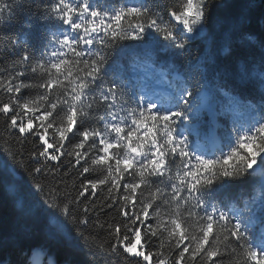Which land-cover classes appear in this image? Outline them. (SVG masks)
<instances>
[{
  "label": "snow or ice",
  "instance_id": "obj_1",
  "mask_svg": "<svg viewBox=\"0 0 264 264\" xmlns=\"http://www.w3.org/2000/svg\"><path fill=\"white\" fill-rule=\"evenodd\" d=\"M20 14L0 0V27ZM36 23L47 26L44 50L18 54L13 43L18 58L0 74L5 131L36 142L28 161L0 154V186L20 218L42 221L48 240L69 247L91 229L105 233L106 243L80 245L89 264L97 253L112 264H264V0L160 10L152 0H36L25 45ZM238 42L260 58L222 63ZM28 69L41 82L25 83ZM253 84L259 98L246 94ZM70 176L79 180L71 190ZM245 182L246 196L229 193ZM105 209L119 219L102 220ZM29 235L14 231L0 247Z\"/></svg>",
  "mask_w": 264,
  "mask_h": 264
},
{
  "label": "trees",
  "instance_id": "obj_2",
  "mask_svg": "<svg viewBox=\"0 0 264 264\" xmlns=\"http://www.w3.org/2000/svg\"><path fill=\"white\" fill-rule=\"evenodd\" d=\"M6 3L13 7L19 15V19L12 25H3L0 27V69L5 70L0 74H7V70L15 63L18 56L12 55L8 49H10L13 43L18 42V47L15 51L23 53L25 50L32 57H38L41 51L44 50L47 45V39L45 34L46 25L43 23H36L31 29V35L28 38V43L25 45V34L28 29L26 28L25 22L33 18L35 12L36 0H23L24 7L21 10L17 4V0H5ZM114 3H118V0H112ZM152 3L158 6V10L163 8L164 5L176 4L177 6L181 3V0H152ZM164 19L168 20L167 9L165 8L162 12ZM259 7L256 10L255 15L259 16ZM252 30L259 31L258 27L253 25ZM202 45L199 41L193 42L190 55L193 59L201 54ZM243 58L245 60H258L260 58V51L257 48H252L247 42H238L234 54L227 56V54L221 55V62L228 65H234L236 59ZM177 63L183 64L184 58H177ZM18 71L22 69H17ZM25 83H39L41 78L38 73H31L30 69L25 72L23 77ZM37 90H24V95H36ZM246 94L259 98L260 91L259 86L256 84L250 85L246 90ZM3 95H0V100L4 99ZM89 126H99L95 122ZM35 141L29 138L26 142L15 139L9 132L5 131L3 121L0 120V154L4 153V150L11 148L13 151H19L23 154V159L28 161L29 153L35 146ZM228 151V149H225ZM19 158V157H18ZM29 164V167H32ZM94 175H100L99 172ZM43 179V178H40ZM48 180H52L48 177ZM47 182V181H45ZM67 184L69 190H71L72 184L79 183L78 178L70 176L67 178ZM155 190V187L152 191ZM250 190V182L235 183L230 185L228 191L234 197L246 196ZM145 195L148 192L145 191ZM108 196L107 189L98 190L96 203L102 204L103 199ZM106 215L101 216V219L111 220L113 217L119 219L115 210L109 212L105 209ZM154 224V221H150ZM91 229V226H89ZM24 230L30 233V235L22 243H8L6 246L0 247V258L8 260L11 264H21L26 261L27 264H89V257L86 252L87 248L81 249V244H91L93 247L100 243H106L107 235L103 232L96 234L98 230L91 229L92 235H89L87 242L75 238L73 246L69 247L64 243H57L55 241L48 240L43 232V222H33L31 220L21 219L19 212L16 210L13 200L11 199V193L4 187L0 186V240L6 239L10 233ZM74 237H77V230L73 231ZM163 239V238H162ZM161 241H156L159 244ZM166 243V241H165ZM115 258L106 257L103 253H97L95 257V264H112ZM225 264H230L229 257H224Z\"/></svg>",
  "mask_w": 264,
  "mask_h": 264
}]
</instances>
